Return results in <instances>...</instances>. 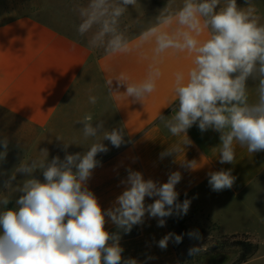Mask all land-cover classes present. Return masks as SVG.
I'll list each match as a JSON object with an SVG mask.
<instances>
[{"label":"clouds","instance_id":"obj_1","mask_svg":"<svg viewBox=\"0 0 264 264\" xmlns=\"http://www.w3.org/2000/svg\"><path fill=\"white\" fill-rule=\"evenodd\" d=\"M245 3L246 7H238L237 0H225L223 6L221 0H183L176 10L165 7L156 25L142 32L132 45L120 28V18L137 0H88L86 6L77 9V32L88 35L89 48H102L108 57L129 53L154 41V61L143 80L134 82L126 73H120L115 80L126 86L122 93L112 91L113 79L107 81L110 93L118 99L131 98L144 104L156 91L162 75L159 58L170 50L191 56L193 66L186 73L173 74L171 102H178L175 114H159L157 119L173 136L183 134L187 138L186 132L194 124L201 132L210 128L219 132V162L233 163L234 142L246 145L250 153L264 151V24L251 0ZM205 33L206 38L201 39ZM250 79L257 81L256 103H249ZM96 102L97 97L90 95L89 103ZM95 121L98 122L94 126L93 114L88 112L77 122L83 126L85 139L102 136L85 153L67 154L71 143H64V159L56 156L48 161L47 150H41L44 159L21 163L4 182V188L22 195L14 208L7 207V195H0V264H137L133 258L122 257L119 230L130 233L134 225L144 222L146 213L159 218L160 227L174 212L187 214L191 201L177 202L176 185L182 179L179 171L158 184L129 169L127 179L122 181L127 185L125 190L110 208L102 209L87 181L99 164L97 154L108 151L101 141L108 140L119 148L124 136L122 129L102 131L103 121ZM188 143L186 139L185 145ZM0 147L3 159L7 138L0 140ZM181 150L179 145L169 146L160 154L161 159L177 156ZM196 165L195 161L183 164L189 169ZM37 170L42 172L43 182L33 177ZM16 173L28 178L13 188ZM209 177L213 191L230 189L236 179L231 170L212 172ZM146 197H155L154 202L146 206ZM106 218L117 232L106 230ZM188 235L200 239L198 230ZM170 239L179 244L183 236L168 233L158 246L166 249ZM200 251V247H191L188 254L195 256Z\"/></svg>","mask_w":264,"mask_h":264},{"label":"crops","instance_id":"obj_2","mask_svg":"<svg viewBox=\"0 0 264 264\" xmlns=\"http://www.w3.org/2000/svg\"><path fill=\"white\" fill-rule=\"evenodd\" d=\"M174 0H169L168 7ZM182 6L183 0H176ZM225 0H221L223 6ZM260 23L264 24V8L251 0ZM246 7L245 0H237ZM153 24L152 26H155ZM150 26V27H152ZM143 31L130 36L132 45ZM207 33L201 37L206 38ZM154 41L126 54L111 57L95 54L84 41L73 38L41 20L24 15L0 24V132L19 149L20 162L59 156L64 159V143H71L67 154L85 153L101 137L85 139L82 125L77 123L91 112L95 123L103 121V130L122 129L124 143L116 148L102 140L106 153L97 154L98 166L93 170L87 187L98 199L102 209L110 208L127 187L122 183L128 170L142 173L145 180L158 184L167 182L172 172L179 171L182 179L176 185L178 197L191 201L186 215L166 217L165 226L145 214L144 222L134 225L130 233L120 231V246L124 259L133 258L137 264H183L185 247L170 239L166 249L158 241L181 225L216 227L223 235H246L257 244V254L244 264H264V151L250 153L246 145L234 142L233 163H220V133L208 129L201 132L194 124L186 132L173 136L157 119L161 114L171 117L178 102L172 101L173 74L192 67V57L171 50L160 59L162 75L156 91L144 101L118 99L110 93L107 81L113 79V92L126 91L115 78L126 73L134 82L143 80L154 61ZM257 81H248L249 103H256ZM96 96L95 104L89 96ZM60 138V139H58ZM190 143L185 145V140ZM179 145L180 153L161 159L169 146ZM195 161L196 168L183 166ZM231 170L236 177L230 189L213 191L209 173ZM34 177L44 179L40 170ZM155 197L145 198L146 206ZM184 201V200H183ZM182 203V202H181ZM108 220V218H106ZM110 233L118 231L110 220L105 225ZM179 234V233H178ZM182 243V242H181ZM185 250H184V249Z\"/></svg>","mask_w":264,"mask_h":264},{"label":"rangeland","instance_id":"obj_3","mask_svg":"<svg viewBox=\"0 0 264 264\" xmlns=\"http://www.w3.org/2000/svg\"><path fill=\"white\" fill-rule=\"evenodd\" d=\"M174 1L173 5L168 7L169 0H137V4L129 5L125 14L120 18L121 30L127 38L138 34L155 24L157 17L165 7L171 10L175 9L179 4L176 0ZM257 1L264 8V0ZM87 3L88 0H0V24L15 17L30 15L87 43L88 35L80 36L77 32L80 23L77 9L86 6ZM94 51L97 55L104 53L102 48H96ZM4 134L0 132V140L5 138ZM0 151H3L2 147H0ZM18 152H20L19 149L8 140L7 154L3 159H0V195H7L10 199L8 208L16 207L15 201L22 195V193L4 188V182L12 174H15L16 168L21 164ZM27 178L24 174L16 173L12 187L21 186ZM37 179L41 182L44 180ZM196 230L199 232L200 239L190 238L188 233ZM173 233L183 236L182 243L177 244L186 249L183 248L185 250V254L182 256L183 264H235L240 253L239 248L233 245V240L230 237H223L226 235L221 234L214 226L189 228L181 225L178 231H173ZM191 247H200L201 251L195 256H190L188 250Z\"/></svg>","mask_w":264,"mask_h":264},{"label":"trees","instance_id":"obj_4","mask_svg":"<svg viewBox=\"0 0 264 264\" xmlns=\"http://www.w3.org/2000/svg\"><path fill=\"white\" fill-rule=\"evenodd\" d=\"M185 198H186L185 196L178 197L177 202L181 203L183 202V200H185ZM223 237L225 238L230 237V239L233 240V245L239 248L240 250L238 258L235 261V264H244L248 262L251 258H253L257 254L259 250L258 245L250 241L246 235L237 234V235H226Z\"/></svg>","mask_w":264,"mask_h":264}]
</instances>
